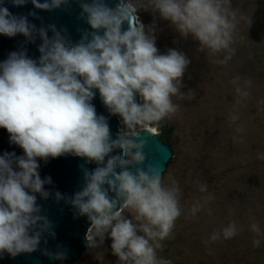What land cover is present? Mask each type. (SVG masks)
<instances>
[{"label":"clouds","instance_id":"clouds-1","mask_svg":"<svg viewBox=\"0 0 264 264\" xmlns=\"http://www.w3.org/2000/svg\"><path fill=\"white\" fill-rule=\"evenodd\" d=\"M11 3L20 7L27 0ZM31 3L35 9L53 11L67 7L69 0ZM78 3V19L91 31L80 29L81 38L75 43L55 25L37 29L28 20L35 12L13 15L0 3V35L20 34L28 43H35L37 37L42 41L38 59L29 58L22 49L0 62V128L7 130L10 143L23 150L20 156L15 152L0 155V257L39 250L51 260L68 258L62 245L55 252L40 249L42 241L47 244L46 237L54 239L56 234L37 204V194L49 198L44 185L52 183L51 177L41 179L38 160L72 155L97 166L89 171L81 165L82 188L70 197L56 192L55 199L70 204L74 216L87 217V248L103 245L107 239L121 264H169L157 259V249L181 215L179 188L175 181L165 186L162 169L144 163L146 142L136 130L158 126L177 112L172 97L182 95V78L190 60L176 49L160 53L154 30L131 24L129 16L133 15L135 23L138 10L158 14L180 37L197 41L200 51L228 53L215 61L224 64L234 52L230 46L237 12L231 0H118L115 6L107 0ZM126 23L129 27L124 29ZM94 90L108 113L120 117L115 138L108 118L98 115L91 103ZM236 91L241 92L240 88ZM205 189L202 185L200 190ZM198 210L193 206L191 213ZM125 211L133 218L126 217ZM251 228L260 231L255 223ZM236 232L235 223H230L222 236L230 239ZM220 236L214 233L211 239ZM253 244L258 247L260 241Z\"/></svg>","mask_w":264,"mask_h":264},{"label":"rangeland","instance_id":"rangeland-1","mask_svg":"<svg viewBox=\"0 0 264 264\" xmlns=\"http://www.w3.org/2000/svg\"><path fill=\"white\" fill-rule=\"evenodd\" d=\"M231 7L237 12L238 23L230 46L234 52L224 64L215 61L223 60L228 53L200 51L197 41L180 37L158 14L138 10L134 25L141 23L146 31L154 30L160 53L176 49L190 60L182 78V95L172 97L177 112L153 127L160 137L166 122L173 128L169 138H161L174 147V159L162 183L170 186L176 182L179 206L185 213L184 226L199 219L198 211L191 213L193 206L201 211V206L216 199V204L225 206L222 211L231 214L229 222L235 218L243 222L238 239L248 242L264 236V180L260 178L253 187L250 184L254 173L264 177V0H231ZM243 92L248 95H241ZM202 185L205 191L200 190ZM215 185L224 188L220 189L225 193L220 198L213 197ZM230 191L241 197L229 198ZM236 209L239 212L234 218L232 210ZM254 223L259 233H246ZM260 239L264 242V237ZM177 243L182 245V238L174 240L172 252L179 251L174 249ZM106 255L104 247L92 249L75 264H116Z\"/></svg>","mask_w":264,"mask_h":264},{"label":"water","instance_id":"water-1","mask_svg":"<svg viewBox=\"0 0 264 264\" xmlns=\"http://www.w3.org/2000/svg\"><path fill=\"white\" fill-rule=\"evenodd\" d=\"M43 2V0H40ZM109 6H115L118 0H107ZM4 7H7L9 12L13 15L24 16L29 12H35V17L28 16L30 23L34 24L37 29L41 27L47 28L49 25H55L58 30L64 31L73 43L81 38L80 29L87 28L91 31L90 26L85 24L83 20L78 19L80 14V7L78 0H69L67 7H62L53 11H44L35 9L31 0L20 7H14L11 0H0ZM129 22L134 25L133 15L129 16ZM129 25H123L127 29ZM53 33L48 31V36L51 37ZM42 41L37 37L35 43H28L23 35H16L15 37H7L0 35V62L5 61L9 53L26 49L27 56L32 59L39 58L38 45ZM91 103L95 106L98 115H103L108 118L110 132L115 138L120 130V117L110 115L103 105L98 90ZM138 99V98H137ZM137 135L145 141L144 153L146 154L145 164H152L162 169V177L167 173L169 165L174 159V147L167 141H163L159 135H151L146 131H138ZM118 151V150H117ZM5 152H15L17 156L23 155V150L10 143L9 133L6 129L0 128V155ZM116 154V153H113ZM40 165L39 174L41 179L51 177V184H45L44 188L49 191L51 195L48 199H43L37 194V204L42 208V215H45L53 224L55 231V238L46 237L47 244L43 241L40 244V249L45 247L50 251H57V245H62L67 249L68 258L64 261L51 260L47 256L41 254V251H36L31 254H21L15 258L4 254L0 257V264H75L89 249L85 244V235L87 232L89 222L87 217L74 216L72 206L65 202V200L57 201L55 193L60 192L62 195L72 196L79 191L83 186V171L81 165L86 167L89 171L93 170L97 165L95 163L85 164L84 158L64 155L56 158H49L47 162L38 160ZM60 250H64L61 248Z\"/></svg>","mask_w":264,"mask_h":264},{"label":"trees","instance_id":"trees-1","mask_svg":"<svg viewBox=\"0 0 264 264\" xmlns=\"http://www.w3.org/2000/svg\"><path fill=\"white\" fill-rule=\"evenodd\" d=\"M172 131L173 128L168 124V122H166L161 128L162 135L160 138H169ZM261 149V156H263L264 149ZM260 178L264 180V177L255 175L254 173L253 180H251L250 183L252 187L255 185L256 181L259 182ZM237 185H235V188L238 187ZM221 188L224 189L221 185L214 186V198L222 197L224 191H221ZM230 195L231 196H229V198L241 197L236 194V192L231 191ZM216 201V199H212L210 203L201 206L202 210H198L199 219L190 220L185 226V213L181 211V215L175 221L174 227L169 237L160 242L162 247L157 249V259L168 261L169 264H264V242L262 239H260L264 236H261L260 238L259 236H257L258 238L249 240L248 242L242 238L238 239V231L241 229L240 227L242 226L243 222L237 220L234 213H238L239 210H232L233 216L236 221L229 222V219L227 217L231 214L227 212V210L222 211L225 206L216 204ZM227 204L231 205L232 203L228 202ZM246 204L249 209L251 207L250 202L247 201ZM244 209L245 211H247L246 208ZM124 215L130 219L133 218L132 214L128 211H125ZM252 218L253 217H251V219ZM230 223H235V225L237 223V232L236 235L232 238L225 239L222 236V230ZM249 232L253 231L250 229H246V233ZM214 233H221L220 239L213 241L211 237ZM254 235H256V233ZM176 238H182V245L180 243L174 245V249L176 251H179L172 252L171 246H173L174 240ZM255 240L260 241L258 247L254 246L253 244V241ZM249 242H251L250 245ZM110 243L111 241L106 239L103 245L91 247L85 253L91 251L92 249L94 251L97 248L104 247L106 248V256L109 259L110 257L113 258L116 264H121V262L118 260V257L112 254ZM107 264L109 263L107 262Z\"/></svg>","mask_w":264,"mask_h":264},{"label":"bare ground","instance_id":"bare-ground-1","mask_svg":"<svg viewBox=\"0 0 264 264\" xmlns=\"http://www.w3.org/2000/svg\"><path fill=\"white\" fill-rule=\"evenodd\" d=\"M134 19L137 21V18L134 17ZM138 131H146V132H149L151 135H156V130L153 127L138 129L136 131V134Z\"/></svg>","mask_w":264,"mask_h":264}]
</instances>
